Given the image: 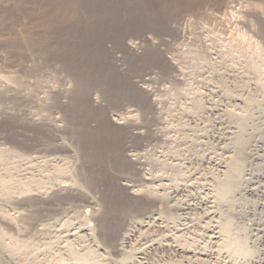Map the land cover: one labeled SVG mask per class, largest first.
<instances>
[{
    "label": "rangeland",
    "instance_id": "rangeland-1",
    "mask_svg": "<svg viewBox=\"0 0 264 264\" xmlns=\"http://www.w3.org/2000/svg\"><path fill=\"white\" fill-rule=\"evenodd\" d=\"M56 2L0 0V264H264V0H102L100 84L81 97L126 121L91 161L64 120L76 94L62 20H48ZM234 155L239 186L214 201ZM65 179L81 189L57 191ZM224 220L250 255L227 252Z\"/></svg>",
    "mask_w": 264,
    "mask_h": 264
},
{
    "label": "bare ground",
    "instance_id": "bare-ground-1",
    "mask_svg": "<svg viewBox=\"0 0 264 264\" xmlns=\"http://www.w3.org/2000/svg\"><path fill=\"white\" fill-rule=\"evenodd\" d=\"M101 2H102V0H57L55 6H53V9L51 11V14L49 15V18H48V20L50 18L62 20V42H61L62 43V47H61L62 49L60 47L58 48V49L62 50V70L65 71L64 73H66L67 76H69L73 80V82H74L73 85H75V87H73L74 93L76 94L75 97H76V99H78V100L73 99L70 103L67 101L65 103L62 100V110L65 111L64 112L65 118L64 117L63 118H64V120L67 121V123L70 124L68 126V127H71V128H69V129H71V131L69 132V134L71 133L70 136H73L75 138L77 137L76 139L78 140L77 142L80 146V149L82 150L81 152H83L82 154L85 156V158H88L89 160H90V158H91V160L92 159L93 160L94 159L101 160L100 158L104 159V158L109 157L111 155V152H112V150L115 149V146L117 148L118 139L122 135L120 130H122V123L125 120L124 119L125 116L119 115L120 112H119V114H116L113 112L114 114L111 113L112 114L111 116L108 115L109 117L107 116V117L103 118L104 116H102V114H100L98 112L102 108V104L98 101L99 99L95 100V99L90 98L89 100H86L84 97H83L84 99H82V97H81V95H83L82 93H84L87 89H89V86L91 87L93 85V87H94V85L98 86L100 84L99 83V77L100 76H98V74H99L98 72L96 73V70H95L96 66L95 65L97 64V60H96L97 54L100 53V51L104 48L103 47L104 39L102 37L101 31L106 29L105 25L99 24L102 22L98 21L99 19L101 20L102 18L103 19L105 18V17H103V14H102V16L100 15L101 14V11H100ZM106 2H107V0H106ZM105 7L108 10L107 6H105ZM46 16H48V15H46ZM51 21H53V20H51ZM99 70H101V69H99ZM64 97H66V96H64ZM240 100H241V98H240ZM252 100L253 99H250V98L246 99L245 98V100H242V102H244L246 104L245 106H248V105L250 106V104L252 103ZM228 114L232 117L233 116H237L238 118L241 117L240 114L236 115L231 110L230 111L228 110ZM124 115H126V114H124ZM237 117H235V118H237ZM126 123H128V122H126ZM241 123L243 124V122H240V124H238V125H242ZM124 124H125V122H124ZM234 128H233V130H234ZM240 128L242 129V127H240ZM236 129H235L236 131L235 130L234 131L232 130L233 132L231 131L232 133L230 135H232V137L231 136H229V137L232 138L231 143L234 145V147H236V149L238 151L236 153L240 152L242 154V150H243V148L247 142L245 137L243 136V130H245V129H244V126H243L242 130L241 129L238 130V126ZM143 130L144 129H143V126L141 125V123L138 124L137 122L131 121V123L128 125V132L131 135H135V134H141L142 135ZM136 136H138V135H136ZM230 138H229V140H230ZM126 142H128V141L126 140ZM118 144H120V143H118ZM128 144H129V142H128ZM128 144L124 148L125 153L131 155V157L133 156L132 158H134L135 155L133 153H131L132 151L130 150V148H131L130 145H132V144H130V145H128ZM82 154H81V156H82ZM234 156H236V155H234ZM85 158L83 159L84 161L87 160ZM135 158H137V157H135ZM228 159H230V160L227 161L228 162L227 166L225 165L226 167H224L225 170L222 169V171L224 170L223 171L224 177L223 176L221 177L223 179H221V180L216 179L217 181H219L218 182L219 185H218V188L215 192V195H212V197H211L212 200H214V201L225 202L226 200L229 199V195L239 186L238 184L240 183L239 177L241 178L240 175H241V171H242V162H241V160L237 159V156H236V158L232 156L231 158H228ZM137 161H138V158H137ZM65 168L66 167H62V172L65 170ZM83 172H85V170ZM82 173H81V175H82ZM86 174H88V173H86ZM223 174H221V175H223ZM64 176H65V174H64ZM83 176H84V174H83ZM84 180H85V177H84ZM123 184L125 186H127V188L131 192L134 193L135 190L129 182L124 181ZM79 185L77 183L72 182L71 179L70 180L65 179L62 181V184L60 183L58 185L57 191L59 190V192H62V194L63 193L76 192V191L81 189L79 187ZM4 189H5V187H4ZM86 211H90V210L87 208ZM95 212L97 213L98 211H94V213ZM112 213H113V211H112ZM110 215H111V213H110ZM107 216H108V213H107ZM90 223L91 224H89V225L90 226L92 225L94 227L93 223L92 222H90ZM95 224L97 225V227L100 230H102V232H104V231H106V229H108L111 222L104 216V217L95 218ZM219 224H220V222H219ZM123 228H125L124 231L129 230L127 225H125ZM219 228H220V231L222 234L221 238L220 237L219 238L221 240L222 245L226 248V250H227V252H229V254L231 253V255H233V254L236 255V254L242 253L241 255H243V254H245V255L249 254L250 255V251H252V250L249 251L247 249L248 247L246 248L245 242L243 240H241L240 238H237V237L232 235L233 233H231V228H232L231 222H229L227 220L226 221L224 220L223 222L221 221ZM91 229H93V228H91ZM96 230H95V232H96ZM122 234H124V233L122 232ZM210 236H211V234H210ZM104 237L105 236H103V238ZM221 247L219 246V248L222 250L223 247L222 248ZM185 248H189V247H185ZM71 253H72V251H71ZM195 255L197 256V254H195ZM200 255L204 256V255H206V253L201 252Z\"/></svg>",
    "mask_w": 264,
    "mask_h": 264
}]
</instances>
